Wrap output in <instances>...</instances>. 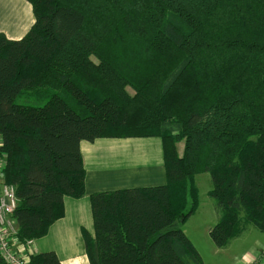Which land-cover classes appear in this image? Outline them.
Returning a JSON list of instances; mask_svg holds the SVG:
<instances>
[{
	"label": "trees",
	"instance_id": "trees-1",
	"mask_svg": "<svg viewBox=\"0 0 264 264\" xmlns=\"http://www.w3.org/2000/svg\"><path fill=\"white\" fill-rule=\"evenodd\" d=\"M27 1V34L0 33V154L20 243L83 197L80 142L100 138H161L166 183L90 194L88 264H203L182 230L203 173L216 248L249 224L264 232V0ZM29 264L61 263L50 251Z\"/></svg>",
	"mask_w": 264,
	"mask_h": 264
},
{
	"label": "crops",
	"instance_id": "crops-1",
	"mask_svg": "<svg viewBox=\"0 0 264 264\" xmlns=\"http://www.w3.org/2000/svg\"><path fill=\"white\" fill-rule=\"evenodd\" d=\"M34 21L27 0H0V33L7 39H21ZM79 148L85 170V193L79 199L64 197L63 217L50 226L44 237L26 246L28 259L31 255L52 251L61 264H88L84 234L94 238L90 194L166 183L163 143L159 137L100 138L93 142L81 141ZM177 151L181 155L182 147H177ZM0 162L1 165L5 162L2 154ZM16 247L22 249L21 245ZM260 249V245L253 244L234 264H248L258 257Z\"/></svg>",
	"mask_w": 264,
	"mask_h": 264
},
{
	"label": "rangeland",
	"instance_id": "rangeland-1",
	"mask_svg": "<svg viewBox=\"0 0 264 264\" xmlns=\"http://www.w3.org/2000/svg\"><path fill=\"white\" fill-rule=\"evenodd\" d=\"M182 145L179 143L178 148ZM1 164V163H0ZM197 198L199 209L190 216V219L182 227V230L192 242L197 252L201 256L203 264H234L243 253L253 244L261 246L258 255L260 258L252 259L248 264H264V232L249 224L245 232L239 237L231 240L227 247L216 248L209 238V229L217 222L219 216L212 205V200L207 196L211 189L210 176L207 173L195 176ZM198 208V207H197ZM259 248H257L258 250ZM32 256V255H31ZM30 257V256H29ZM1 259V258H0ZM2 260V259H1ZM0 260V264H3Z\"/></svg>",
	"mask_w": 264,
	"mask_h": 264
},
{
	"label": "built area",
	"instance_id": "built-area-1",
	"mask_svg": "<svg viewBox=\"0 0 264 264\" xmlns=\"http://www.w3.org/2000/svg\"><path fill=\"white\" fill-rule=\"evenodd\" d=\"M1 163V162H0ZM5 162L0 164V258L4 264H29L26 246L31 245L28 240L20 243L17 238V228L12 215L17 207L16 187L3 179ZM16 244L21 245L20 250Z\"/></svg>",
	"mask_w": 264,
	"mask_h": 264
}]
</instances>
